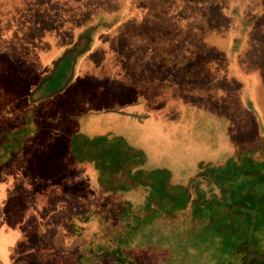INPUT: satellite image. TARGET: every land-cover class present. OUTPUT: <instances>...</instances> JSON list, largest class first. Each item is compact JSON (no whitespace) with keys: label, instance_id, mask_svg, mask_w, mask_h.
<instances>
[{"label":"rangeland","instance_id":"obj_1","mask_svg":"<svg viewBox=\"0 0 264 264\" xmlns=\"http://www.w3.org/2000/svg\"><path fill=\"white\" fill-rule=\"evenodd\" d=\"M216 1L206 16L216 47L203 54L172 27L104 29V17L128 16L123 0H33L45 16L35 21L62 25L58 36L1 22L0 264L226 261L214 212L247 200L250 168L264 175V0ZM98 20L92 40L106 48L76 45L53 92L51 46L70 40L71 23ZM118 147L141 162L116 163ZM96 187L129 194L101 207ZM142 193L153 207L133 203Z\"/></svg>","mask_w":264,"mask_h":264},{"label":"trees","instance_id":"obj_2","mask_svg":"<svg viewBox=\"0 0 264 264\" xmlns=\"http://www.w3.org/2000/svg\"><path fill=\"white\" fill-rule=\"evenodd\" d=\"M123 1L125 2L122 3L121 9L126 10L128 13V16H126L123 21L120 20L118 24H115L118 19H110L104 17L106 18L105 21H107L106 23L108 24V26H106L107 24H104V29H116L115 33L117 34V36L123 34L122 30L120 29V25H123V30H127L126 27L130 22H125L131 20V24H133L132 26L137 28L138 30L140 26H144L148 29V31L156 34L160 33V31L162 33L169 34L167 32V29L168 27H172V31L169 32L181 39L185 38L184 35L190 36L194 34L197 40V49L202 50L201 54L209 52L210 49L214 47L209 44L208 37L210 34L215 33V28L209 27V22L206 16L207 14L209 16L212 14L213 6H218L219 2H217L216 0H209L208 2L207 0ZM34 3L35 2H33V0H0V24L6 19H21L25 20L26 22H33L35 32L43 35V38L50 32H56V36H58V34H61L63 32L61 29L63 27L62 25L57 27V30H53L52 28L44 27L43 23L35 21L37 17H41L45 20V16L40 15L41 11H39L40 14H38L37 16L32 15V12L34 11L31 8V4L34 5ZM178 8H180L182 12L177 11ZM185 11H192L193 15L187 16ZM221 12L225 14L223 10ZM135 17L136 20L132 21V19H134ZM71 25L72 26L68 29L67 32L71 35L70 40L68 42L62 41L57 43L55 48L54 46H51V49L53 50L50 55V65L53 67L51 75L52 78L51 80L46 82V85L48 86V88L52 89V91L55 90V88H59L60 78L66 71V68H68V66H71V59L75 57L73 49L76 45L80 48L84 46V49L79 51V53L82 55L85 53L92 54V50L97 47L101 49L106 48L104 43H102L103 40H100L99 38H97L96 40H92L93 35L94 37H96L98 27H102L100 20L90 25H87L86 21L84 23H71ZM83 31L85 33L81 35ZM210 31L211 33H209ZM170 42L171 41H168V43ZM79 43H81V46H79ZM216 50H218V48H216ZM42 53H45V51H43ZM117 149L118 150H116V153L114 152V156H118L115 157L116 163L127 165L129 164V162H135V164L137 162H141V159H139V157H137L134 153H128L125 148L118 147ZM120 156L122 157L120 158ZM254 169L255 168H250L251 172L249 174H252V176L249 177V181L252 182V185L251 191L247 193V200L239 202L238 199V207L230 208V206L229 208L226 207V209L223 208L219 212H214L215 217L212 219L214 231L221 233L222 228L226 223V232L228 235L226 240H229L230 242L228 246V258L226 259V261H222L220 264H264V175L261 176L259 174V169L258 171H256L258 173H253ZM93 182L94 181H89L82 188H79V191L85 195H91L93 193V190H95L92 189V187L94 186H91ZM234 187L235 185L231 186L232 195H236L234 193ZM96 188L99 194H102L105 197V201L102 202L101 199L103 198V196H99V198H97L98 195L95 196V198L101 202V207H107L105 202L108 201H106V199H108L111 194H117L121 196L129 194V191L127 189L119 188L117 190L107 189L104 187ZM131 191L132 190H130V192ZM138 199H140L141 201ZM135 200L138 201L137 206L140 207V209L153 207V205H150L146 201V195L144 193H142L139 197H135V199H133V203L135 202ZM115 206L119 208L122 207V204H116Z\"/></svg>","mask_w":264,"mask_h":264}]
</instances>
